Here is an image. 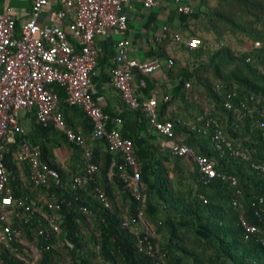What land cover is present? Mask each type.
<instances>
[{"label": "trees", "instance_id": "trees-1", "mask_svg": "<svg viewBox=\"0 0 264 264\" xmlns=\"http://www.w3.org/2000/svg\"><path fill=\"white\" fill-rule=\"evenodd\" d=\"M179 23L187 39L199 38L201 44L194 49L180 45L186 57H171L165 46L178 44L170 38L176 33L169 34L167 28V39L154 43L152 57L172 60L166 75L176 82L167 101L163 99L166 94L157 99L156 120L171 122L176 138L196 154L212 159L218 176L203 184L197 165L170 153L147 114L123 103L118 112H104L108 115L106 130H116L132 143L144 202L136 200L123 181L130 170L121 154L110 151L104 139L92 137L90 119L67 104L63 88L53 85L59 97L57 111L67 128L83 136L84 143L69 142L52 124L38 122L33 109L27 113L30 128L25 138L58 172L60 181L57 185L50 181L48 187L32 184L29 165H18L13 157L19 138L2 153L15 201L7 210L10 225L20 231V239L42 250L33 259L30 249L19 241L0 244V264H264V173L250 167V163L264 164L259 126L264 120V0H207L191 14L179 13ZM189 25L195 31L188 30ZM226 33L246 37L249 44L236 51L221 41ZM209 35L215 36L217 46L209 42ZM216 86H221L219 93ZM132 87L139 103L155 92V82L139 71ZM200 100L213 105V116L233 145L247 154V160L220 156L213 149L210 132L202 134L197 121ZM86 150L95 166L93 180L76 189L72 179L84 171ZM228 176L236 180L235 186ZM97 190L104 193L109 207ZM236 196L239 205L234 207L231 201ZM138 210L144 225L135 234L131 225L124 227L122 222ZM51 214L58 217L60 231L45 239L38 230L47 229L46 217ZM241 219L258 231H246ZM148 231V240L158 248L155 258L145 253V244L139 250V238Z\"/></svg>", "mask_w": 264, "mask_h": 264}, {"label": "built area", "instance_id": "built-area-1", "mask_svg": "<svg viewBox=\"0 0 264 264\" xmlns=\"http://www.w3.org/2000/svg\"><path fill=\"white\" fill-rule=\"evenodd\" d=\"M57 1L61 8L51 12L49 23L44 25H39L37 19L42 9L48 5L49 0H31L29 17L19 24L17 30L13 15L0 14V244L19 241L30 249L33 259L39 257L42 249L20 239V231L12 228L9 222L7 210L15 201L8 187L9 172L1 155L7 152L9 145L19 138L16 160L29 165L32 184L48 187L50 181L55 185L59 183L58 172L42 160L40 150L27 141L26 130L18 120L20 111L30 112L33 109L38 122L43 125L52 124L64 134L69 142L83 145V136L67 128L57 111L59 97L53 85L63 88L67 104L78 107L90 119L93 125L92 137L104 139L110 151L121 154L124 165L130 170V174L124 176L123 181L133 197L144 202L139 192V168L131 141L122 138L116 130H106L108 115L95 104L90 95V75L96 66L99 54L95 46L96 37L108 34L121 35L116 42L111 83L119 92L122 102L130 109L140 108L147 114L153 129L165 138L162 144L169 149L170 153L191 159L197 165L203 184H207L218 176L215 162L212 159L196 154L192 148L176 138L171 122L162 123L156 120L157 99L154 95L139 103L132 87L133 72L151 73L159 67V62L155 59L149 63H140L129 57V43L124 36L127 17L122 10L128 0ZM173 1L177 5L178 13L191 14L193 12L190 6L181 4L180 0ZM139 2L145 9H154L159 3L158 0H139ZM66 20H68L70 37L79 50L75 49L67 33L62 29V24ZM165 30L164 28L156 41L167 39ZM170 38L174 43L192 49L201 44L200 39L196 37L185 39L179 34H174ZM214 46L217 44L214 43ZM167 64L172 65V60L169 59ZM139 86L144 87V82L140 81ZM185 87H188V84ZM220 88L221 86H216L215 91L219 93ZM163 99L167 101L169 96L166 95ZM224 106L231 108L229 102H225ZM241 107L247 109V112L251 111L244 103H241ZM213 111V105H204L197 116V121L202 124V134L210 132L213 149L220 156L228 154L244 161L247 160V154L238 145L234 146L229 137L225 135L213 116ZM259 126L264 138V120L259 122ZM84 159L86 163L83 173L72 179V187L76 189L83 188L93 180L95 166L90 162V151L84 152ZM250 167L256 173H264L262 163H250ZM226 178L233 186L236 185L233 177ZM235 194L239 196L240 191L235 189ZM97 195L104 202V206L109 207L104 193L97 190ZM237 196L231 201L234 207L239 205ZM51 199L54 200L53 196ZM260 201L261 199L258 200ZM48 206L51 207V204ZM128 225H131L135 234L139 232L140 225H144L141 210H138L130 220H123L122 226ZM241 225L248 232L258 231L255 226L248 225L243 219H241ZM46 226L47 229L38 230V235L45 239L52 234L57 235L60 231L58 217L55 214L47 216ZM150 234L148 231L146 235L139 238V250H142V244H145V253L155 258L158 248L148 240ZM155 264L162 263L156 261Z\"/></svg>", "mask_w": 264, "mask_h": 264}, {"label": "crops", "instance_id": "crops-1", "mask_svg": "<svg viewBox=\"0 0 264 264\" xmlns=\"http://www.w3.org/2000/svg\"><path fill=\"white\" fill-rule=\"evenodd\" d=\"M204 1L207 0H180V3L190 6L192 10H196ZM158 2L156 8L145 9L139 0H128L122 9L127 17V28L124 36L129 43L128 55L140 63H149L158 59L153 58L151 53L156 47L154 43L158 42L156 38L162 34L164 28L168 29L169 34L176 33L187 39L185 34L182 33V25L179 23V13L176 11L177 5L174 1L158 0ZM30 8L31 0H0V14L9 13L13 15L19 24L28 19ZM60 8L61 5L57 0H49L48 5L42 9L38 16V24H48L51 12L57 11ZM67 24L68 20L64 21L62 29L67 33L68 39L74 44V40L70 37ZM188 28L190 31H195L192 25H189ZM120 36L119 34H108L96 37L95 39V46L99 50V54L96 59V66L90 75V95L95 104L103 112L107 113L118 112L124 105L119 92L111 83V69L116 54V42ZM74 46L76 50H79L77 45L74 44ZM182 48L180 45L175 44L165 46V49L171 57L185 58L186 54ZM158 62L159 67L153 72L145 74V76L147 79L155 82V92L152 96L154 95L159 100L164 94L168 96L176 82L169 80L170 78L166 75V68L168 66L166 59L159 58ZM133 79H137V71L133 72ZM27 113L26 111H20L18 113L19 123L26 131L30 128V119ZM16 150L18 151V148ZM17 151L13 154L15 160ZM55 155H58L56 151ZM17 164L19 165L18 162Z\"/></svg>", "mask_w": 264, "mask_h": 264}, {"label": "rangeland", "instance_id": "rangeland-1", "mask_svg": "<svg viewBox=\"0 0 264 264\" xmlns=\"http://www.w3.org/2000/svg\"><path fill=\"white\" fill-rule=\"evenodd\" d=\"M208 40L211 44L217 43V39L215 38L214 35L208 36ZM221 41L224 42L225 44H228L236 51L244 50L246 48V44H249L248 39L246 37H241L240 35L232 36L229 35L228 33L224 34ZM198 93L199 92L196 91L195 95H197ZM206 104L207 103L205 100H200V105H202V107Z\"/></svg>", "mask_w": 264, "mask_h": 264}]
</instances>
